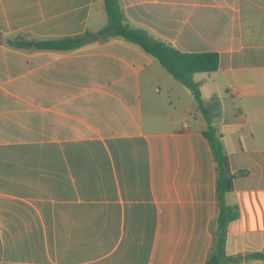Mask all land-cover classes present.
<instances>
[{
    "label": "crops",
    "instance_id": "1",
    "mask_svg": "<svg viewBox=\"0 0 264 264\" xmlns=\"http://www.w3.org/2000/svg\"><path fill=\"white\" fill-rule=\"evenodd\" d=\"M119 3L155 40L219 54L217 71L193 79L204 104L219 102L212 125L235 175L225 250L264 264L246 257L264 254V0ZM106 20L103 0H0V264H205L216 216L207 123L159 109L191 91L119 37L33 47Z\"/></svg>",
    "mask_w": 264,
    "mask_h": 264
},
{
    "label": "trees",
    "instance_id": "2",
    "mask_svg": "<svg viewBox=\"0 0 264 264\" xmlns=\"http://www.w3.org/2000/svg\"><path fill=\"white\" fill-rule=\"evenodd\" d=\"M106 24L97 32L86 31L83 34L62 38L33 40V47L42 51H70L80 48L94 39L122 38L141 47L146 53L155 57L160 65L177 81L185 85L192 93L198 111L206 120L207 127L203 135L208 141L216 168V216L210 224L211 246L205 264H239L242 255L229 256L225 244L228 225L238 218V210L225 203V195L232 191L235 175L231 173L228 155L222 142V135L212 125L215 114L212 110L219 105L216 98L210 104H204L200 86L194 81L197 73H213L218 70L220 57L216 52L185 53L170 44L155 40L145 30L134 28L128 22L119 0H103ZM18 36L16 39H23ZM22 46L26 42H11ZM247 259H264V254H248Z\"/></svg>",
    "mask_w": 264,
    "mask_h": 264
},
{
    "label": "rangeland",
    "instance_id": "3",
    "mask_svg": "<svg viewBox=\"0 0 264 264\" xmlns=\"http://www.w3.org/2000/svg\"><path fill=\"white\" fill-rule=\"evenodd\" d=\"M201 76H204V74L201 73L200 75H198V77H196V80L201 78ZM171 78L173 79V77H171ZM173 80H175V79H173ZM175 82H177V81H175ZM176 84H178L176 86H179V88H180V86H182V85H180V84H182L180 82L176 83ZM153 89H155V91H160V93H163V88L159 84H155ZM178 95L180 96L179 93L178 94H174V97H175L174 98L175 109L174 108L171 109V107L169 108L166 104H162V107H159V109H162L163 113H167V112L172 113L175 116L176 120H180L182 122H184V121L192 122L193 118H194V115H198L199 117L204 118V115L200 111L197 110V103H196L194 97H191V100L190 99L186 100V98L183 97L181 99L182 100L181 102H176V99H177ZM238 102H239L238 98H235V99L230 98L229 111H232V109L237 108L235 106V104H237ZM233 103H235V104H233ZM185 108H189L190 109V113H186L185 114V112H184Z\"/></svg>",
    "mask_w": 264,
    "mask_h": 264
}]
</instances>
